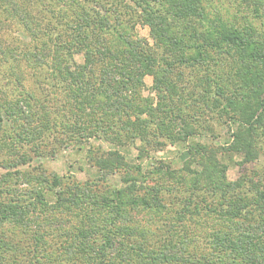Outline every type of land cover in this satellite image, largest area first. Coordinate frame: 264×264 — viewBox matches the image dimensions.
I'll use <instances>...</instances> for the list:
<instances>
[{
	"label": "trees",
	"instance_id": "obj_1",
	"mask_svg": "<svg viewBox=\"0 0 264 264\" xmlns=\"http://www.w3.org/2000/svg\"><path fill=\"white\" fill-rule=\"evenodd\" d=\"M248 1L257 15L260 9L264 12V0ZM54 3L59 5L58 14L63 19L53 20L59 25L53 23L39 30L26 19L23 27L32 38L39 39L42 33L49 35L50 42L54 38L52 48L46 50L42 44L39 55L52 58L56 67L66 71V77L80 82L74 97L89 101L104 98L109 104L123 105L126 92L143 86L144 76L153 77L157 102H145L144 107L135 108L134 122L126 127L112 125V129L128 133L131 142L142 136L146 144L153 141L150 136L158 141L177 134L185 140L197 129L210 132V119L224 122L228 129L234 124L238 130L231 131L222 145L196 143L200 167H185L187 177L171 181L160 176L156 186L140 184L142 190L135 192L136 188L129 187L137 177L126 170L124 187L104 186L106 195L91 203L86 201L89 184L67 183L62 176L45 173L40 165L20 172L18 165L27 160L24 155L16 162H4L2 168L7 170L0 173V264H264V174L259 175L258 182L249 178L253 183L247 188L243 179H227V164L218 158L225 152H239L243 155L241 163H245L264 150V29L252 24L238 27L222 20L209 10L207 0ZM137 21L148 27L150 40L132 33ZM74 54L95 63L96 69L80 70ZM34 55L37 58L38 54ZM70 63L75 65L72 71L68 70ZM185 73L191 76L189 83ZM101 125L96 129L105 134L107 129ZM67 130L77 135L72 128ZM60 140L56 138L55 143ZM34 153L42 151L35 149ZM111 154L107 161L119 159L125 164L122 155ZM153 173L149 172L146 179L155 180L157 174ZM19 176L26 180H19ZM23 181L31 187L18 191L15 185ZM31 205H38V210L50 207L51 212L68 208L75 224L60 234L39 231L52 223L42 224L40 214H36L33 225L24 224L22 218ZM127 207L150 213L177 207L180 224L200 212L213 214L228 226L202 231L204 248L193 251L190 244L194 238L188 236V228L176 230L173 226L166 236L152 232L125 215ZM104 211L110 219L97 220L95 214ZM10 218L23 227L21 234L2 230Z\"/></svg>",
	"mask_w": 264,
	"mask_h": 264
},
{
	"label": "rangeland",
	"instance_id": "obj_2",
	"mask_svg": "<svg viewBox=\"0 0 264 264\" xmlns=\"http://www.w3.org/2000/svg\"><path fill=\"white\" fill-rule=\"evenodd\" d=\"M54 2L55 0H0V106H2L0 107V173L7 170H4L1 164L16 162L19 156L24 155L27 160L23 165H18L20 172L31 171L40 165L45 173L62 176L67 183L73 182L74 185L83 187L89 184L85 188V191L90 192L86 201L91 203L94 199L106 195L103 191L104 186L105 188L124 187L122 178L126 170L137 177L136 183L129 187L136 188L135 192L142 190L140 184L156 186L159 181L157 177L160 176H167L171 181L176 177H187L189 172L185 167L191 170L200 167L198 162L201 154L197 153V148L200 147L196 143L222 145L227 143L231 131L238 130L234 124L228 129L224 122L219 123L215 119H210L212 122L210 132L197 129L195 134L185 140L174 134L154 141L155 137L149 135L153 141L146 144L142 136H137L131 142L128 133H120L116 128L112 129V125L126 127L134 122L137 110L144 107L145 102L151 100L153 104L157 102L158 95L152 88L153 77L144 76L143 86L138 87L135 92H126L122 99L123 105L109 104L104 98L89 101L85 97H74L80 90V82H74L70 77H66L64 75L66 71L63 67H56L52 58L48 56L43 58L39 55L42 52V44L46 46V50L52 48V44L55 43L54 38L50 42L49 35L43 33L39 39L32 38L23 27L26 19L33 21V27L37 24L39 30L55 25L53 23L58 24L56 21L53 22L54 19L62 21L57 9L59 5ZM207 4L209 10L218 14L222 20L227 19L238 27L252 24L264 29V12L260 9L257 15L253 10L254 6L248 0H207ZM134 27L133 34L137 33L150 40L148 27L142 21H137ZM35 53L38 54L37 58ZM73 59L82 71L93 72L96 69L95 63L87 61L83 56L74 54ZM69 65L71 69L68 70L72 71L75 65L72 63ZM183 77L186 78L187 83L190 82L191 76L189 77L188 73ZM98 124H102L101 126L107 129L105 134L99 128L96 129ZM70 128L77 135H70L67 130ZM147 129L146 132L151 134ZM90 132L96 136H85ZM66 135L68 139L63 140ZM56 138H61L59 144L55 143ZM118 139L120 143L116 144L114 141ZM262 141L264 142V139ZM262 146L264 149V144ZM35 149L42 153L36 155ZM109 154L115 157L117 154L122 155V161L126 165L120 164L119 159L113 163L107 161ZM218 158L227 164V179L231 181L243 179L247 188H251L253 183L250 179L258 182L260 176L264 174V150L254 155L252 161L245 163H241L243 155L239 152H225L218 155ZM149 172L157 174L155 180L146 179L145 176ZM33 174L39 175V171L33 170ZM21 178L19 176V180ZM22 180L26 179L22 178ZM163 181L168 183L167 179ZM15 186L18 191L31 187L25 182ZM109 196L107 194V198ZM176 208L161 213H150L127 207L125 215L139 226L165 236L170 228H174L173 226H177L176 230H180L182 226L188 228V236L194 238L190 244L193 251L204 248V243L200 241L202 231H209L214 227L220 228L221 225L228 226L227 221L213 214L207 216L200 212L192 218L186 217L180 224L182 220ZM28 209L30 212H26L25 217L22 218L24 224L33 225L35 215L40 214L42 224L49 222L52 224L41 227L39 231L50 235L60 234L61 231L64 232L75 224L73 212L68 208L51 212L50 207L38 210V205H31ZM106 212L96 213V219L100 221L109 218ZM86 215H90L89 210L86 211ZM112 216L114 217V214ZM22 228L10 218L5 222L2 230L20 232ZM35 230L38 229L34 228Z\"/></svg>",
	"mask_w": 264,
	"mask_h": 264
}]
</instances>
